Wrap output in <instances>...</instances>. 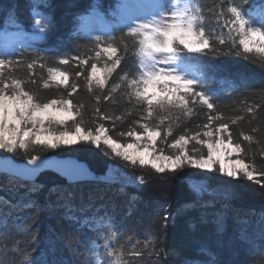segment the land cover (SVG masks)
<instances>
[{"label": "snow or ice", "instance_id": "1", "mask_svg": "<svg viewBox=\"0 0 264 264\" xmlns=\"http://www.w3.org/2000/svg\"><path fill=\"white\" fill-rule=\"evenodd\" d=\"M44 7L43 3L30 7L32 28L40 38H46L53 26L51 16L38 10ZM206 11L210 15L205 14L201 0H123L114 21L100 27L81 24L86 43L77 47L85 52L50 58L24 40L5 43L0 49V151L26 159L16 174L32 179L50 166V158L43 153L90 144L103 145L102 151L125 167L147 169L149 174L175 175L192 168L264 188V181L256 179L264 177V168L255 165L257 152L264 156V130L258 125L248 132L232 128L246 119L245 114L251 123L264 104L245 100L237 114H226L204 71L221 55L253 57L249 62L264 66V4L213 0ZM209 20L214 27L208 26ZM29 50L33 55L26 57ZM69 64L75 72L61 67ZM21 66L28 70L26 79L16 75ZM36 86L62 92L43 99ZM82 89L93 101L90 108L75 99ZM109 104L123 107L110 112ZM133 116L124 129L114 131L117 123ZM106 121L111 123L106 126ZM64 174L80 179L87 171L68 167ZM135 180L145 184L147 176L140 172ZM40 189L33 182L30 192ZM34 206L30 199L12 205L20 210ZM69 219L78 231L87 228L94 233L87 242L75 234L62 238L74 254L72 245L84 244L85 255L91 257L85 264H132L125 257L141 255L125 249L121 240L126 237L111 215L80 218L71 214ZM0 227H7L6 215L0 217ZM18 231L24 236L10 248L20 256L18 264H41L32 253L35 234L24 226ZM5 237L6 232L0 231V248L8 247L2 243ZM145 241L154 247L157 237L150 233ZM0 264H4L2 258Z\"/></svg>", "mask_w": 264, "mask_h": 264}, {"label": "trees", "instance_id": "2", "mask_svg": "<svg viewBox=\"0 0 264 264\" xmlns=\"http://www.w3.org/2000/svg\"><path fill=\"white\" fill-rule=\"evenodd\" d=\"M253 1L258 0H249V3ZM259 1L264 4V0ZM212 2L201 0L206 15H210L206 10ZM32 3L46 4L38 10L50 15L53 21L49 35L33 48L47 57L58 58L87 51L77 47L86 43L78 32L80 17L92 8L105 13L115 11L119 0H0V29L18 28L20 24L27 31L34 30L30 15ZM206 23L209 27L215 26L211 20ZM32 55L31 50L25 53L26 57ZM252 59L221 55L212 59L204 69L208 87L220 96L221 107L228 115L237 114L245 100L264 104V95H261L264 93V66L249 62ZM48 62L53 63V59ZM61 67L69 72L76 71L71 64ZM36 71L39 74L41 70ZM27 74L26 67L17 69L18 77L26 79ZM26 87L34 86L28 84ZM36 87L43 99L62 92ZM75 99L89 108L93 103L83 89ZM120 107L109 104L106 110L119 111ZM245 117L232 128L248 132L258 125L264 130V109L251 123L248 122L249 114ZM133 118L117 123L114 131L124 129ZM110 123L106 121L105 125ZM254 135L260 136L261 133ZM75 148L87 150L75 151ZM102 148L103 145L96 148L80 144L43 153L73 156L85 161L96 177L78 184H68L63 178L47 172L35 182L41 189L30 192L33 182L0 174V217L7 216V227H0V231L6 232L2 243L8 246L0 248L4 264H18L20 260L10 248L24 236L18 231L21 226L35 234L32 253L41 264H85L91 257L85 255L84 244H73L72 247L76 248L74 254L62 238L75 234L87 242L94 233L87 228L78 231V225L69 216L75 214L84 218L101 213L111 215L117 228L123 231L126 238L121 243L125 249L141 253L125 257L132 264H264V188L260 184L247 180L229 181L224 176L192 168L175 175L149 174L147 169L125 167L124 162L106 155ZM0 154L26 160L20 154L3 151ZM255 165L264 168V156L259 152L255 156ZM113 168L121 175L120 180L108 178ZM140 172L147 176L145 184L135 180V174ZM256 179L264 181L261 176ZM191 180H205L207 190L200 195L191 186ZM28 199L35 201L34 207L23 210L12 207ZM150 233L157 237L154 247L145 241Z\"/></svg>", "mask_w": 264, "mask_h": 264}, {"label": "water", "instance_id": "3", "mask_svg": "<svg viewBox=\"0 0 264 264\" xmlns=\"http://www.w3.org/2000/svg\"><path fill=\"white\" fill-rule=\"evenodd\" d=\"M49 157V164L50 166L44 167L40 170L39 173L35 175L32 179H25L17 175V170L21 169L23 166L26 165V160L19 161L14 157H10L7 155L0 154V174H6L11 177H16L21 180H26L28 182H36L42 174L47 172H51L64 180L67 183L71 184H78L80 182H85L94 178L95 172L90 168V166L83 160L78 159L77 157L68 156V157H61L55 155H46ZM68 167H79L85 169L87 171V175L83 176L80 179H71L68 175H65L64 172Z\"/></svg>", "mask_w": 264, "mask_h": 264}, {"label": "rangeland", "instance_id": "4", "mask_svg": "<svg viewBox=\"0 0 264 264\" xmlns=\"http://www.w3.org/2000/svg\"><path fill=\"white\" fill-rule=\"evenodd\" d=\"M256 5L260 4L259 2L255 3ZM2 36H0V41H2L3 43L5 42V34H1ZM1 152V151H0ZM200 171H203V170H200ZM96 177V176H95ZM94 177V178H95ZM116 177V178H114ZM121 177V175L119 173H117V171L113 168L112 170L109 171L108 173V178L111 179L112 181H114V179H118L120 180L119 178ZM191 186H193V188L196 190V187L195 186H200L202 188V191H197V193H199L200 195L203 194V192L205 190H207V184L208 182H206L205 180L203 181H196V180H191L190 182Z\"/></svg>", "mask_w": 264, "mask_h": 264}, {"label": "bare ground", "instance_id": "5", "mask_svg": "<svg viewBox=\"0 0 264 264\" xmlns=\"http://www.w3.org/2000/svg\"><path fill=\"white\" fill-rule=\"evenodd\" d=\"M21 40H22V39H19V40H18V43H19ZM18 43H17V44H18Z\"/></svg>", "mask_w": 264, "mask_h": 264}]
</instances>
